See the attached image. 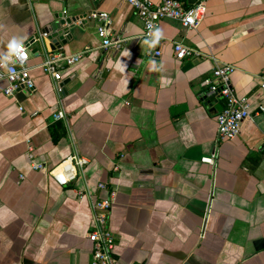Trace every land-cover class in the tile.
<instances>
[{
  "label": "crops",
  "instance_id": "crops-1",
  "mask_svg": "<svg viewBox=\"0 0 264 264\" xmlns=\"http://www.w3.org/2000/svg\"><path fill=\"white\" fill-rule=\"evenodd\" d=\"M203 2L194 28L163 18L161 37L147 39L122 0H0V58L13 39L28 44L34 83L5 94L0 80V264H89L90 205L111 190L115 264H264V111L253 112L264 106V0ZM94 9L110 15L118 51L84 17L59 48L37 41L54 15ZM174 40L201 55L176 59ZM54 52H83L59 65L58 84L40 65ZM221 63L235 66L231 85L252 110L231 140H217L224 99L203 94ZM193 146L213 162L184 157ZM73 154L87 163L57 183Z\"/></svg>",
  "mask_w": 264,
  "mask_h": 264
},
{
  "label": "built area",
  "instance_id": "built-area-1",
  "mask_svg": "<svg viewBox=\"0 0 264 264\" xmlns=\"http://www.w3.org/2000/svg\"><path fill=\"white\" fill-rule=\"evenodd\" d=\"M132 7L136 15L143 24V36L147 39H154L159 32L158 21L163 18L174 19L180 22L184 28H194L206 15V6L203 0H198L190 5H185L181 0H160L155 3L152 0H122ZM84 18L96 22V33L101 40L103 49L118 51L123 44V39L110 31L111 17L105 10L94 9L89 11ZM159 35L158 38H160ZM172 49L176 59H183L186 56H198L201 53L182 41H172ZM23 55H11L7 50L0 58V80L7 82L4 88L5 94H13L16 90L23 88L32 91L34 83L30 77V68L26 65L28 58V44L21 43ZM84 52V51H83ZM83 52L67 54L64 52H54L46 55L41 68L53 79L55 84L61 81L59 65L61 63L73 64L83 56ZM159 55L157 49L154 52ZM235 66L230 63H221L212 69L211 76L205 79L207 89L204 95L221 97L224 104L216 114L217 140H231L235 138L242 123L252 115L249 99L246 96L238 95L231 85V74ZM259 88L264 92V70L259 76ZM264 111L263 105H258L253 111ZM64 113L57 111L53 114L54 119L63 118ZM260 149L264 150V132L261 139ZM31 157V154H29ZM215 154L204 155L201 161L212 163ZM87 163V159L79 154H73L61 162L53 171V178L59 184H66L73 180L76 170L81 169ZM33 169H40L41 165L32 164ZM56 172L67 177L61 182ZM99 188L104 189L105 184L99 183ZM78 196L84 195L83 191H78ZM114 191H110L107 197H99L91 203V230L87 233V238L91 243V256L89 264H115L114 247L116 236L108 226L110 207L113 200Z\"/></svg>",
  "mask_w": 264,
  "mask_h": 264
},
{
  "label": "water",
  "instance_id": "water-1",
  "mask_svg": "<svg viewBox=\"0 0 264 264\" xmlns=\"http://www.w3.org/2000/svg\"><path fill=\"white\" fill-rule=\"evenodd\" d=\"M86 14L67 16L66 14H58L54 15V20L48 22L41 31L40 37L38 38V42L41 44L44 43V37H46L50 41V47L52 49L59 48L61 43H64L66 39H68L71 34L70 31L74 28V22L79 19L85 17ZM36 39L33 38L32 42ZM217 96L213 95L208 98L209 102H216ZM221 104H215L214 109L217 111L221 110ZM208 155V154H207ZM204 154L201 152L199 146H193L189 148L184 157L201 160V157Z\"/></svg>",
  "mask_w": 264,
  "mask_h": 264
},
{
  "label": "clouds",
  "instance_id": "clouds-1",
  "mask_svg": "<svg viewBox=\"0 0 264 264\" xmlns=\"http://www.w3.org/2000/svg\"><path fill=\"white\" fill-rule=\"evenodd\" d=\"M155 35L158 38L160 34L157 32ZM9 50L11 55H23L21 51V43L16 42L14 39L9 44Z\"/></svg>",
  "mask_w": 264,
  "mask_h": 264
},
{
  "label": "bare ground",
  "instance_id": "bare-ground-1",
  "mask_svg": "<svg viewBox=\"0 0 264 264\" xmlns=\"http://www.w3.org/2000/svg\"><path fill=\"white\" fill-rule=\"evenodd\" d=\"M56 176L57 178L61 181L64 182L66 180L67 177H63L62 175H60L59 173L56 172Z\"/></svg>",
  "mask_w": 264,
  "mask_h": 264
}]
</instances>
